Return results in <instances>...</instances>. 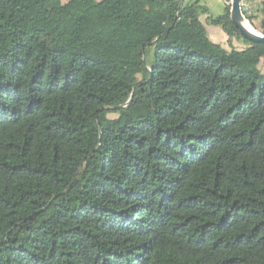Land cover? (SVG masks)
I'll use <instances>...</instances> for the list:
<instances>
[{
    "label": "trees",
    "instance_id": "1",
    "mask_svg": "<svg viewBox=\"0 0 264 264\" xmlns=\"http://www.w3.org/2000/svg\"><path fill=\"white\" fill-rule=\"evenodd\" d=\"M227 1L243 49L197 1L0 0V264H264V43Z\"/></svg>",
    "mask_w": 264,
    "mask_h": 264
},
{
    "label": "rangeland",
    "instance_id": "2",
    "mask_svg": "<svg viewBox=\"0 0 264 264\" xmlns=\"http://www.w3.org/2000/svg\"><path fill=\"white\" fill-rule=\"evenodd\" d=\"M187 3H192L197 1L200 5L206 6L207 10L204 11L201 15V19L206 25L208 35L211 40L217 43H222L225 48L231 50L232 47L237 49H243L247 46V43L244 39L234 37L231 41L229 40L227 34L224 32L222 27L215 26L211 24L209 16L217 17L226 14V0H185ZM253 1V13L252 19H249L246 16V19L250 21V23L258 30L261 31L259 20H260V13L257 11V7L260 3V0H252ZM227 4L231 7V0L227 1ZM231 10V8H230ZM252 20V21H251ZM262 32V31H261ZM260 69L264 72V59L260 63ZM111 117H117L118 114L111 113Z\"/></svg>",
    "mask_w": 264,
    "mask_h": 264
},
{
    "label": "water",
    "instance_id": "3",
    "mask_svg": "<svg viewBox=\"0 0 264 264\" xmlns=\"http://www.w3.org/2000/svg\"><path fill=\"white\" fill-rule=\"evenodd\" d=\"M183 2L184 0H181V5ZM230 18L245 39L254 43H264V33L261 31H253L247 26L246 22L249 20L246 19L243 12L241 0H231ZM122 107L116 106L114 109H120Z\"/></svg>",
    "mask_w": 264,
    "mask_h": 264
},
{
    "label": "built area",
    "instance_id": "4",
    "mask_svg": "<svg viewBox=\"0 0 264 264\" xmlns=\"http://www.w3.org/2000/svg\"><path fill=\"white\" fill-rule=\"evenodd\" d=\"M260 1H262V0H260ZM241 4H242L243 12L245 10V12L247 14H252V11L254 8L252 0H241ZM245 16H246V14H245Z\"/></svg>",
    "mask_w": 264,
    "mask_h": 264
},
{
    "label": "bare ground",
    "instance_id": "5",
    "mask_svg": "<svg viewBox=\"0 0 264 264\" xmlns=\"http://www.w3.org/2000/svg\"><path fill=\"white\" fill-rule=\"evenodd\" d=\"M246 24H247V26H248L251 30H253V31H258L257 29H255V28L252 26V24L250 23V21H247Z\"/></svg>",
    "mask_w": 264,
    "mask_h": 264
}]
</instances>
